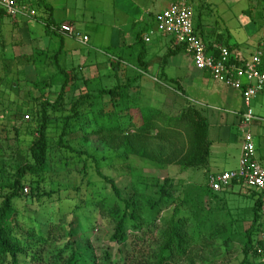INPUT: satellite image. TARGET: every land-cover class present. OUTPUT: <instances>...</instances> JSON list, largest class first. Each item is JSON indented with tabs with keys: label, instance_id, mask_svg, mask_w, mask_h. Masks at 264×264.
<instances>
[{
	"label": "trees",
	"instance_id": "1",
	"mask_svg": "<svg viewBox=\"0 0 264 264\" xmlns=\"http://www.w3.org/2000/svg\"><path fill=\"white\" fill-rule=\"evenodd\" d=\"M36 4L47 12L51 10L45 0H37ZM202 6L194 8L193 5L195 33L201 20ZM3 17L8 16L0 9V20ZM44 22L46 33L57 37L59 45L50 55L37 48L35 52L38 59L40 55L45 56L43 65L48 61L55 73L41 84L34 81L33 86L41 91L44 86L51 85L55 76L61 84L54 100L40 97L38 100L36 97L37 102L30 115L27 114V122L35 125V129L25 150L19 151L18 146L8 145L9 153L6 154L1 145L3 141L9 144L10 139L7 136L3 141L0 139V264H173L182 260L195 264L193 256L199 246H213L221 241L220 246L229 252L237 239L241 244V259L237 264H264L260 258L264 253V242L260 238L255 239L262 218L256 191L247 188L255 203L250 223L243 227L234 217L232 208L212 206L218 195L208 185H199L201 193L197 198L188 194L177 197L171 179L166 175L133 173L126 178L128 183L122 185L118 179L100 170L98 159L84 149L93 141L121 153V165L132 167L128 162L136 158L155 171H162L168 165H176L181 170L206 168L211 146L208 124L202 113L191 104L170 113L140 103L130 95L131 91L139 88L134 85L136 78L131 79L123 73L114 85L92 89L90 79L85 78L79 68H66L61 63L63 36L51 30L52 25L58 24L50 15ZM142 37L141 33L137 35L138 43L143 41ZM224 47L231 61L242 65L243 62L232 55V47L229 44ZM181 49L176 47L167 56ZM216 52L214 55L218 56ZM36 61L33 58L31 62L37 66ZM174 88L176 91L181 89L179 85H174ZM72 90L64 114L65 96ZM18 120L24 121V114L19 111L14 112L11 124L16 135ZM76 139L83 149L73 145L72 141ZM59 153L72 159H83L82 167L76 169L81 182L66 188H73L76 193L75 197H65L66 200L71 198L73 221L64 225L60 208L44 218L45 212L23 216L15 202L22 198L24 188L28 186L30 201H51L54 196L62 201L58 190H46L42 186L44 182H41V178L56 169L55 164H65L56 162ZM11 154L15 159L13 171L9 174L6 169L11 164L6 159ZM90 160L94 163L95 174L108 188L106 193L92 194L91 204L86 199V188L82 190ZM231 183L243 185L238 181ZM218 200L224 203L220 198ZM88 205L93 206L99 218L111 226L110 245L98 257L85 251L76 240L78 212ZM169 209L168 215H162ZM112 247L116 250L114 254ZM141 249L144 250L142 253Z\"/></svg>",
	"mask_w": 264,
	"mask_h": 264
},
{
	"label": "crops",
	"instance_id": "2",
	"mask_svg": "<svg viewBox=\"0 0 264 264\" xmlns=\"http://www.w3.org/2000/svg\"><path fill=\"white\" fill-rule=\"evenodd\" d=\"M45 1L50 12L37 6V0H34L37 16L31 20V46L44 51L54 43L42 24L49 15L56 24H72L88 37V42L84 45L73 37L63 36L60 61L66 68H79L80 73L90 79L91 85H114L121 73L136 78L135 84L143 77L146 81L165 85L171 94L161 96L162 107L164 98L170 99L165 106L169 112H177L185 104H191L206 119L211 146L208 165L202 169L205 185L208 175L238 168L241 116L245 111L241 92L214 80L207 71L196 69L191 55L183 48L167 56L176 48L170 36L156 33L149 43L137 41L138 34L144 36L154 26L157 13L178 0ZM189 1L192 7L203 5L196 33L208 53L215 54L220 46L229 44L232 55L244 62L260 52L264 70V46L261 45L264 41V0ZM193 14L194 23V10ZM18 24V20L8 22L15 28L20 26ZM36 34L38 38H34ZM57 43L59 45V40ZM36 44L43 46L40 48ZM172 85H179L180 91ZM180 96L184 97L183 101ZM251 107L257 119L249 128L257 158L264 167V90L252 100ZM238 185L246 189L244 185L230 183L215 194L234 193L233 189ZM246 193L251 196L248 190Z\"/></svg>",
	"mask_w": 264,
	"mask_h": 264
},
{
	"label": "rangeland",
	"instance_id": "3",
	"mask_svg": "<svg viewBox=\"0 0 264 264\" xmlns=\"http://www.w3.org/2000/svg\"><path fill=\"white\" fill-rule=\"evenodd\" d=\"M11 20L12 19L9 17H3L0 20V23H2V26H0V139L2 140L6 136L10 139L9 144H6L2 140L3 144L1 145V149L7 151L6 154L9 153L7 148L8 145L11 147L18 146L20 149L19 151L25 150L32 140L31 133L35 129V125H31L26 119H24L23 122L18 120L16 122L17 126H15L18 130L16 135L15 130L11 126L13 123L14 112L19 111L23 113L24 116L27 114L30 115V110H32L34 103L37 102L36 97H38V100H40L39 97L50 101L54 100L61 84V81L55 76V80L51 82V85H48L47 87L44 86L41 88V91L33 86L34 81H40L41 84L43 81L48 80L49 77L55 73V70L48 64V61L43 65V61L46 59L45 56L40 55V59H38V54L35 52L36 49L33 45L31 46V20L33 19L26 18V20H22L21 18H18V25H20L18 26L19 28L8 25V22ZM37 31L40 32L41 28L38 27ZM35 37L38 38L37 34L34 35V38ZM51 37L54 40V43H50L51 45L44 50L47 55L52 54L51 52H53L58 45L57 37ZM37 43L41 44V42L38 41ZM36 46L42 48L43 45L36 44ZM33 58H36L37 66L32 64L31 61ZM134 85H138L139 88L131 91L130 95L132 98L142 104L157 107L163 111L169 112L167 111L169 109H166L167 107L165 106L169 103L170 99L164 98V106L162 107L161 105V101L163 100V97L161 96L170 93L165 85L149 80L146 81L143 77H141L137 84ZM89 86L92 89L100 87V85ZM81 88H83V86H81ZM66 94L64 104L66 110L64 114L67 112L69 96L73 94V90L68 91ZM180 97V101H183L184 97ZM252 106H254V104H252ZM173 110L176 109L174 108ZM173 113H175V111ZM79 142V139L72 141L76 148L83 149ZM84 149L98 159V166L105 175L118 179L122 185L128 183L127 179L130 174H149L151 172H156L157 176H168L171 179V185L177 197L188 194L191 198H197L201 193V190L198 188L199 185H205L202 169L181 170L176 165H168V167L162 171H155L148 168L144 165V162L136 158L129 160L128 164H132V167H130L128 165L120 164L122 157L121 153H116L97 141L88 143ZM58 156H56V162L63 161L65 164L62 166L55 164L56 169L51 171L44 178H41V182H44L42 186L46 190L51 188L58 190L59 197L63 198L62 201L59 202L57 200L58 197L54 196L51 201L44 199L40 203H37L35 201H30L27 192V194L25 193L22 198L15 202V205L23 216L33 215L34 212L37 214L38 212L39 214L45 212V216L42 215V218L46 217V215L49 216L60 208L63 223L64 225H67L70 221H73V213L71 211V198L66 200L65 197H75L76 193L73 188H66L76 186L81 182V176L78 175L76 169L82 167L83 159H72L71 156H63L61 153H59ZM14 159V154H11L6 159L11 164L8 165V169H6L9 174L13 171ZM88 166V176L82 190L86 188V199L89 204H91L93 201L92 194L106 193V191L108 192V188H105L103 181L95 174L93 167L94 163L91 160L88 162ZM28 187L26 188L29 190ZM233 191L234 193L232 191L218 193L217 198H220L224 203L216 198L212 206H223L227 207L229 210L232 208L233 213L235 214L234 217L239 220L238 223L241 224V226L246 227L249 225L252 218V208L255 203V198L247 195V188L244 189L239 185L235 186ZM1 194L2 193L0 192V195ZM240 208L246 211L243 212L242 210H239ZM93 209V206L88 205L84 206L80 212H78L77 218L79 219V225L77 227L78 233L76 240L79 241L85 251L89 253L91 252L98 257L101 255V252L110 245L109 239L111 226L107 225L104 220L100 219ZM170 210L171 209L164 211L162 215H168ZM241 229L242 227L239 228L238 231H241ZM255 237V239L258 240L260 238L264 242V215H262V218L260 219V225L258 230H256ZM220 242H216L213 246H199L195 251L197 253L193 256L195 264H237L241 259L240 241L238 239L234 241L229 252L225 251V247L220 246ZM111 250L113 254L116 253L114 247H112ZM143 251L144 250L141 249L140 253ZM260 258L263 259V256ZM130 264L134 263L131 262ZM137 264H140V262ZM173 264L188 263L185 260H182L181 262H175Z\"/></svg>",
	"mask_w": 264,
	"mask_h": 264
},
{
	"label": "built area",
	"instance_id": "4",
	"mask_svg": "<svg viewBox=\"0 0 264 264\" xmlns=\"http://www.w3.org/2000/svg\"><path fill=\"white\" fill-rule=\"evenodd\" d=\"M33 4L34 0H0V9L12 20L33 19L37 16ZM154 20V26L143 36L145 43H149L156 33L170 36L176 47H182L191 55L196 69L207 71L214 80L241 92L245 111L241 116L242 146L239 166L235 170L208 175L207 185L212 191L219 192L232 181L241 182L246 188L257 192L260 213L264 215V167L257 158L254 137L249 128L257 119L251 107L252 100L264 90L261 53L256 52L240 66L231 61L224 46L218 48V56L208 53L205 44L194 31L193 7L187 0L170 4L157 13ZM42 24L46 26L45 22ZM51 30L62 36L73 37L84 45L88 42V37L78 32L70 23L52 25ZM261 45L264 46V41ZM24 119L28 121L29 116L25 115ZM27 192L28 189L24 188V193ZM262 256L264 261V253Z\"/></svg>",
	"mask_w": 264,
	"mask_h": 264
}]
</instances>
